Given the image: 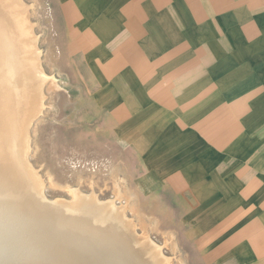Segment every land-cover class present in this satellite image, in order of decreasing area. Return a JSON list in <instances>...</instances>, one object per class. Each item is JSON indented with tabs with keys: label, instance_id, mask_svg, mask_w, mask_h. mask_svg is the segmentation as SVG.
Segmentation results:
<instances>
[{
	"label": "crops",
	"instance_id": "1",
	"mask_svg": "<svg viewBox=\"0 0 264 264\" xmlns=\"http://www.w3.org/2000/svg\"><path fill=\"white\" fill-rule=\"evenodd\" d=\"M51 4L62 72L103 131L155 151L170 196L215 229L230 222L224 261L264 264V0Z\"/></svg>",
	"mask_w": 264,
	"mask_h": 264
},
{
	"label": "bare ground",
	"instance_id": "2",
	"mask_svg": "<svg viewBox=\"0 0 264 264\" xmlns=\"http://www.w3.org/2000/svg\"><path fill=\"white\" fill-rule=\"evenodd\" d=\"M30 8L24 0H0V264L172 263L163 251L169 237L156 244L146 219L127 215L138 210L137 196L121 182L114 181L108 200L92 187H66L68 200L44 194L28 158L29 129L55 80L42 68Z\"/></svg>",
	"mask_w": 264,
	"mask_h": 264
},
{
	"label": "rangeland",
	"instance_id": "3",
	"mask_svg": "<svg viewBox=\"0 0 264 264\" xmlns=\"http://www.w3.org/2000/svg\"><path fill=\"white\" fill-rule=\"evenodd\" d=\"M24 2L31 7L29 17L41 51L42 68L55 80L53 85L45 86L44 95L48 97L44 96L43 112L29 129V162L45 183L47 199L68 200L66 187L70 186L83 193L92 187L99 199L108 200L113 196L114 181H119L137 196L138 213L131 215L127 210V215L140 213L138 216L149 223V235L156 244L162 246L165 236L169 237L163 251L171 258V264H232L224 261L236 249L231 240L236 231L231 230L230 222L221 224L224 229H215V222H206V215L199 213L198 206L188 202L184 206L183 198L170 196L172 193L157 171L159 161L153 159L157 155L152 156L155 151L128 147L133 144L123 142L117 126L111 128L112 132L103 131V118L93 116L62 72L51 0ZM178 185L180 189L175 193H182L183 183L178 181ZM137 229L140 235L141 230Z\"/></svg>",
	"mask_w": 264,
	"mask_h": 264
}]
</instances>
